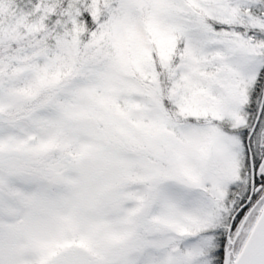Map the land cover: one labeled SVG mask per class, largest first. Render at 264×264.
<instances>
[{
	"label": "snow or ice",
	"instance_id": "1",
	"mask_svg": "<svg viewBox=\"0 0 264 264\" xmlns=\"http://www.w3.org/2000/svg\"><path fill=\"white\" fill-rule=\"evenodd\" d=\"M0 264H264V0H0Z\"/></svg>",
	"mask_w": 264,
	"mask_h": 264
}]
</instances>
